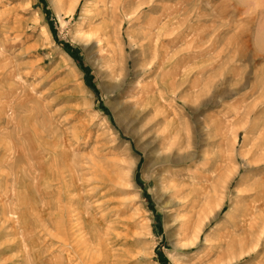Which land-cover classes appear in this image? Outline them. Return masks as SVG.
I'll list each match as a JSON object with an SVG mask.
<instances>
[{"label": "rangeland", "instance_id": "rangeland-1", "mask_svg": "<svg viewBox=\"0 0 264 264\" xmlns=\"http://www.w3.org/2000/svg\"><path fill=\"white\" fill-rule=\"evenodd\" d=\"M0 111V264H264V0H0Z\"/></svg>", "mask_w": 264, "mask_h": 264}, {"label": "bare ground", "instance_id": "bare-ground-1", "mask_svg": "<svg viewBox=\"0 0 264 264\" xmlns=\"http://www.w3.org/2000/svg\"><path fill=\"white\" fill-rule=\"evenodd\" d=\"M71 12V11H70ZM6 108V107H5ZM3 112L2 111H0V114H2ZM0 117H3V116H0ZM4 118V117H3ZM1 128V127H0Z\"/></svg>", "mask_w": 264, "mask_h": 264}, {"label": "trees", "instance_id": "trees-1", "mask_svg": "<svg viewBox=\"0 0 264 264\" xmlns=\"http://www.w3.org/2000/svg\"><path fill=\"white\" fill-rule=\"evenodd\" d=\"M67 48H68V46H67Z\"/></svg>", "mask_w": 264, "mask_h": 264}]
</instances>
